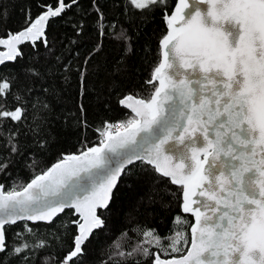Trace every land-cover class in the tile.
I'll use <instances>...</instances> for the list:
<instances>
[{"label":"snow or ice","instance_id":"snow-or-ice-1","mask_svg":"<svg viewBox=\"0 0 264 264\" xmlns=\"http://www.w3.org/2000/svg\"><path fill=\"white\" fill-rule=\"evenodd\" d=\"M3 2L0 177L21 164L36 167L57 124L87 131L89 65L105 37L120 45L119 65L156 11L167 31L146 81L152 94L117 101L135 118L101 121L98 144L61 152L22 191L5 194L0 184V264H264V0H175L171 8L169 0H40L35 17L25 6L26 24L16 31L7 28ZM56 20L63 36L49 31ZM138 165L152 173L149 206H170V187L180 186L181 211L194 218L186 255L161 259L138 244L104 261L89 249L107 227L97 209L111 207L119 181ZM66 210L74 211L58 224ZM143 234L163 239L156 229Z\"/></svg>","mask_w":264,"mask_h":264},{"label":"trees","instance_id":"trees-1","mask_svg":"<svg viewBox=\"0 0 264 264\" xmlns=\"http://www.w3.org/2000/svg\"><path fill=\"white\" fill-rule=\"evenodd\" d=\"M39 2L40 0H15V2L4 0L2 6L7 8L10 14L7 28L16 31L26 24L24 12L26 5L32 8V15L35 17L38 12L36 4ZM48 3H53V0H48ZM174 3L175 0H169L170 8L174 6ZM165 30V18L160 11H156L154 15L147 18L146 26L142 27L139 32L134 45V53L128 56L126 64L119 65L117 61L123 55L120 45L111 37H105L103 50L89 65L88 91L84 96L87 120L90 125L87 131L80 132L77 129H69L57 124L50 148L44 155L36 157V167H24L21 164L14 170H10V177L7 175L0 177V184L7 186L4 190L21 188L34 175L59 159L61 152H79L97 144L95 129L101 126V121L105 119L116 121L132 117V114L121 107L117 101L125 93H132L141 98H148L152 94L154 89L146 81L150 79L152 69L158 63L159 39ZM6 31L7 29H0V36H3ZM49 31L59 32L63 36L65 28L60 20H56L53 21ZM89 39H95L94 33L89 36ZM89 46L88 44L82 45L80 49L82 56L86 54ZM28 50L25 47V51ZM98 94L104 98V103L97 102ZM71 96L72 99L68 104L75 110V88ZM151 177V171H142L138 165L135 175H126L119 181V186L114 190L111 207L107 211H98L107 219V227L92 236L88 247L92 253L99 254L104 261H108V257L113 252L131 250L138 244L149 248L153 253H157L156 250L159 248L160 252L157 254L164 257L184 253L187 247L185 240L189 239L192 217L181 211L178 199L180 186L170 187L172 195L165 198V204L170 206L165 208H161L158 204L149 206L147 195L152 183ZM72 212L73 210H66L57 223L66 221ZM176 217H182V219L174 223ZM145 228L156 229L159 236L163 238L161 242L156 243L155 236H145L143 234ZM72 231L75 230L69 231V237ZM125 232L127 236L123 235ZM117 246L120 247L117 248ZM173 248L176 250L173 251ZM137 259L143 261L142 256H138Z\"/></svg>","mask_w":264,"mask_h":264},{"label":"water","instance_id":"water-1","mask_svg":"<svg viewBox=\"0 0 264 264\" xmlns=\"http://www.w3.org/2000/svg\"><path fill=\"white\" fill-rule=\"evenodd\" d=\"M174 6H175V3H174ZM173 6V7H174ZM201 7H206L205 5H201ZM167 31V26H166V30H165V32ZM165 32H164V34H165ZM163 34V35H164ZM159 41H160V39H159ZM6 49H5V47L3 46V45H0V51H5ZM162 49H161V47H160V45H159V60H158V62L160 61V59H162ZM151 74H152V72H151ZM156 82V86H158V81H155ZM125 94H128V93H125ZM125 94H123V95H125ZM132 94V93H131ZM123 95H121V96H123ZM120 96V97H121ZM132 96H133V100L134 99H137V98H141V97H139V96H136V95H134V94H132ZM119 97V98H120ZM119 100V99H118ZM129 102H132V101H129ZM121 107H123V108H125L126 110H128L133 116H134V118H135V113H133L132 111H131V109L130 108H127V107H124V106H121ZM92 146V145H91ZM90 147V146H89ZM87 150V148H85V149H83V150H81V151H86ZM81 151H79V152H69V153H80ZM61 158V157H60ZM59 158V159H60ZM58 160V159H57ZM57 160H55V161H53L50 165H48L46 168H48V167H50L52 164H54V163H56V161ZM45 168V169H46ZM41 173V172H40ZM40 173H38V174H40ZM33 178V177H32ZM31 178V179H32ZM30 179V180H31ZM30 180H28L21 188H19V189H17V190H15V191H22L23 190V187L24 186H26L27 185V183L30 181ZM5 191V190H4ZM5 194H7V191H5ZM99 210H101V209H97V211H99ZM74 211V210H73ZM189 215H191V214H189ZM192 217V216H191ZM78 218V217H77ZM192 223H194V218L192 217V222H191V224ZM190 224V225H191ZM190 226H189V239H190ZM187 247H190V244H187ZM154 254H157L156 252L154 253ZM187 253H186V251H184V253L183 254H181V255H186ZM181 255H178V256H166V257H164V256H161V259H171V258H173V257H176V258H179Z\"/></svg>","mask_w":264,"mask_h":264},{"label":"built area","instance_id":"built-area-1","mask_svg":"<svg viewBox=\"0 0 264 264\" xmlns=\"http://www.w3.org/2000/svg\"><path fill=\"white\" fill-rule=\"evenodd\" d=\"M131 117V116H130ZM133 118H134V116H132ZM127 119V118H126ZM116 121H121V119L120 120H116ZM116 121H112V122H116ZM126 121V120H125ZM100 139H102L101 137H96V141H97V144L99 143V141H100Z\"/></svg>","mask_w":264,"mask_h":264},{"label":"rangeland","instance_id":"rangeland-1","mask_svg":"<svg viewBox=\"0 0 264 264\" xmlns=\"http://www.w3.org/2000/svg\"><path fill=\"white\" fill-rule=\"evenodd\" d=\"M121 120H123V119H121ZM124 120H127V119H124Z\"/></svg>","mask_w":264,"mask_h":264},{"label":"bare ground","instance_id":"bare-ground-1","mask_svg":"<svg viewBox=\"0 0 264 264\" xmlns=\"http://www.w3.org/2000/svg\"><path fill=\"white\" fill-rule=\"evenodd\" d=\"M133 116V115H132ZM124 120V119H123Z\"/></svg>","mask_w":264,"mask_h":264}]
</instances>
